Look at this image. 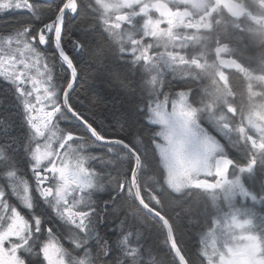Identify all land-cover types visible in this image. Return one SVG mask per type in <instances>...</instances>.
<instances>
[{
	"label": "snow or ice",
	"instance_id": "obj_1",
	"mask_svg": "<svg viewBox=\"0 0 264 264\" xmlns=\"http://www.w3.org/2000/svg\"><path fill=\"white\" fill-rule=\"evenodd\" d=\"M0 264H264V0H0Z\"/></svg>",
	"mask_w": 264,
	"mask_h": 264
},
{
	"label": "trees",
	"instance_id": "obj_2",
	"mask_svg": "<svg viewBox=\"0 0 264 264\" xmlns=\"http://www.w3.org/2000/svg\"><path fill=\"white\" fill-rule=\"evenodd\" d=\"M80 2V0H78V3ZM12 19H23L25 18V15L24 14H21V15H17V16H14V17H11ZM67 50V49H66ZM70 54H72L70 52ZM233 84L234 85H238L239 87L237 88V91H238V95L240 97V101H243L244 98H246V94L244 92V88H243V82L241 80V78L239 76H234L233 78ZM115 95V92L113 91L112 92V96ZM81 100L84 101L85 103H87V101L85 100V97L83 95H81ZM97 119H103V116L102 115H98L97 116ZM80 134H83L82 131ZM113 137H116L118 138L117 134L116 133H112ZM102 198L106 199L105 196L103 194H101ZM209 224H206L205 227H207ZM200 232L199 229H192V230H189L186 234V236L184 237V241L182 242H186L187 246L189 248H192L194 251H198L199 249L197 248L198 244H197V235L198 233ZM155 239V237H154ZM163 237L161 236L160 237V240L162 241Z\"/></svg>",
	"mask_w": 264,
	"mask_h": 264
},
{
	"label": "flooded vegetation",
	"instance_id": "obj_3",
	"mask_svg": "<svg viewBox=\"0 0 264 264\" xmlns=\"http://www.w3.org/2000/svg\"><path fill=\"white\" fill-rule=\"evenodd\" d=\"M21 15V14H20ZM17 16V15H16ZM14 17V16H13ZM225 58H228V57H225ZM209 59L211 60V59H214V55L213 54H209ZM226 72H227V74L229 75V78H230V81L233 83V78H234V76H239L240 78H241V80H242V82H243V78H242V75L241 74H239V73H237L234 69H226ZM243 88L245 89V84L243 83ZM246 98H244L243 99V101L245 100ZM243 101H239V102H243ZM63 126V125H62ZM93 154H96V153H93ZM28 178H30V173H29V175H28ZM98 196L99 197H101L102 198V196H101V194H98ZM105 198H106V196H105ZM12 203H15V204H17V206H18V208H22V206L19 204V202L13 197L12 198V201H11ZM24 212H25V214H26V210H24ZM211 227V225L209 224L207 227H205L204 228V231H207V229L208 228H210ZM200 230V232L198 233V235H197V244H198V246H197V248L199 249V247H200V238H201V229H199ZM211 244V241L209 240V245Z\"/></svg>",
	"mask_w": 264,
	"mask_h": 264
}]
</instances>
